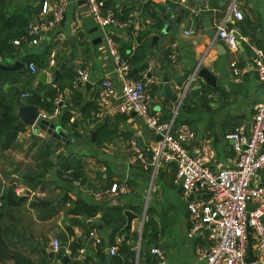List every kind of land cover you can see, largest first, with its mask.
Here are the masks:
<instances>
[{
  "label": "crops",
  "instance_id": "obj_1",
  "mask_svg": "<svg viewBox=\"0 0 264 264\" xmlns=\"http://www.w3.org/2000/svg\"><path fill=\"white\" fill-rule=\"evenodd\" d=\"M40 1L0 0V41L16 34L1 44L0 63H24L12 72L0 70V98L15 111L17 105L31 101V92H35L37 102L32 103L40 113L49 114L52 111L39 103L49 101L48 94L54 91V108V99L61 94L60 113L48 121L66 128L70 137L68 143L52 138L47 144L50 136L41 128V119L36 128L44 138L36 132L32 136L35 128L25 127L7 149L15 159L4 170L5 176H0V193L13 186L25 199L5 208L4 238L14 254L0 264H65L63 256L70 264H157L153 247L163 252L166 264H199L207 234L202 229L190 235L187 206L204 201L207 193L195 189L184 194L175 182L173 163H161L154 171L139 159L133 160L130 140H135L147 162L146 148L159 137L138 115L116 110L121 100L120 80L105 36L115 41L120 56L130 65L131 77L140 78L143 73L152 77L150 113L170 121L172 132H193L187 148L201 155L211 169L233 167L235 154L225 136L240 124L248 127L254 106L264 97V82L252 69V52L246 43L240 42L233 52L215 33L209 38L203 27L207 17L216 30L232 0H104L120 20L128 22L123 27H102L94 21L86 0H67L60 23L31 44L28 26L36 19ZM236 1L242 18L235 19L230 13L227 27L235 30L238 39L245 36L264 50V0ZM181 8V20L175 23ZM166 24L170 29L162 33ZM186 30L194 32L186 34ZM19 38L20 44H13ZM28 62L35 64V73L29 71ZM232 62L244 69L241 75H233ZM82 68L89 72L88 91L84 82L71 84ZM56 70L59 77L54 81ZM200 70L214 77L213 85L199 75ZM14 72L20 75H10ZM42 72L46 84H37ZM164 73L177 94L176 101L162 90ZM105 76L111 78L116 98L101 106L96 92ZM184 85L188 87L182 96ZM70 105L71 117L63 124L61 117ZM36 138L45 141L37 143ZM62 153L68 158L61 159ZM262 182L264 167L253 184ZM112 183L125 184L128 190L103 193ZM124 209L136 214L128 230ZM91 230L100 237L99 243L89 236ZM53 238L58 240L57 250L52 248ZM113 245L117 252L110 255ZM49 248L55 252L53 257L46 251Z\"/></svg>",
  "mask_w": 264,
  "mask_h": 264
},
{
  "label": "built area",
  "instance_id": "obj_2",
  "mask_svg": "<svg viewBox=\"0 0 264 264\" xmlns=\"http://www.w3.org/2000/svg\"><path fill=\"white\" fill-rule=\"evenodd\" d=\"M89 11L94 21L104 27L114 25L123 27L127 21L120 20L116 12L105 4L104 0H86ZM67 0H41L39 11L35 21L28 26V33L32 36L29 41L36 44L43 32L54 27L62 20ZM230 13L235 19L242 18L237 1L232 0L227 14L216 25L215 38L223 40L233 52L238 50L240 42L246 43L251 50V65L258 80L264 82V50L242 36L238 39L234 29L228 28L226 22ZM194 31L186 30V34ZM22 39L13 40V44L19 45ZM105 44L108 53L113 59L114 70L120 80L121 100L116 106L120 113L135 112L159 139L146 148L149 160L140 152L135 140L129 141L130 152L133 160L139 159L144 165L150 166L154 171L161 163H173L175 166V182H178L184 194L195 189H201L207 193L204 201H194L188 204L192 226L190 235L204 229L207 234L208 244L199 250V264H264V182L253 184L254 178L264 167V97L254 106V113L248 127L244 124L236 126L226 134L231 142L232 151L235 154V165L229 168L213 170L206 165L201 155L192 154L188 148V142L193 138V132H172L171 122L163 121L155 113H150L148 100L153 84L151 76L143 73L140 78L130 76V65L120 56L115 41L105 36ZM54 54L52 53V57ZM53 63V60H50ZM233 75L242 74L243 68L234 62L231 64ZM28 69L35 73L37 68L33 62H28ZM87 68L78 69L72 79V86H78L88 80ZM53 86H55L53 84ZM188 85H184L182 96ZM27 96V94H24ZM116 98V91L109 76H105L96 92V100L101 106H107ZM62 96L58 94L54 99L55 107L52 112L40 113L31 128H36L41 119L53 120L62 107ZM41 138L45 134L36 131ZM117 188V190H116ZM125 184L118 186L112 183L110 188L103 193L126 192ZM251 228L254 239L253 249L257 255L254 263H247L246 243L247 230ZM89 236L96 242L100 237L95 230L89 232ZM52 248L58 249V240L52 239ZM116 246L109 247L110 255H115ZM156 255L157 264H166L163 252L157 248H151Z\"/></svg>",
  "mask_w": 264,
  "mask_h": 264
},
{
  "label": "water",
  "instance_id": "obj_3",
  "mask_svg": "<svg viewBox=\"0 0 264 264\" xmlns=\"http://www.w3.org/2000/svg\"><path fill=\"white\" fill-rule=\"evenodd\" d=\"M184 5H186V2L184 3ZM183 12H184V9L181 8L179 10V14L176 16L175 23L180 22ZM165 18H166V16H165ZM203 27L205 28V31H206V34L208 35V37L211 38L214 35L215 30L210 27V24H209L207 17H205L203 19ZM169 29H170V24H166L162 30V33H167ZM156 38H157L156 35L153 36L152 37L153 41ZM23 65H24V63L20 60H15L12 64L0 63V70L12 72V71H15L17 69H21L23 67ZM62 66H64V63L62 64ZM164 75H165V73H164ZM164 75L161 78V82H163L162 90L172 101H176L177 94H176V92L171 90V87L169 85L168 76H166V75L164 76ZM199 75H201L202 78L208 82V84H210V85L214 84V77L209 72H207L206 70H200ZM58 77H59V71L56 70L54 73V79L53 80L56 81L58 79ZM36 83L37 84H46V73L45 72H42L39 75ZM90 85H91V83L89 81H85L83 83V86H84L86 91L89 90ZM135 114H136L135 112H131V115H135ZM5 115H6L5 112L1 113V116L5 117ZM15 115L25 127L31 128L33 126V124L35 123L38 115H39V110H38L37 106L32 103V101H28L27 103L19 104L16 106ZM40 126L50 136V138L47 139V144L52 142V138L60 139L62 141L66 140L65 141L66 143L69 142L68 139H66V138L70 137V132L66 128L61 127V125H59V124L55 125L53 122H49L46 119H42ZM86 130H88V128H86ZM36 131H37V128L34 129V133H32V136L35 135ZM262 147H264V143H263ZM122 214L126 217V224L124 227H125V229L128 230L131 228V220L136 217V214H134L132 211H130L128 209H124L122 211ZM119 223L123 224V221H120ZM246 230H247V243H246L245 260L247 263H254L257 260V255L255 254L254 249H253L254 239L251 235V228L249 226H247ZM132 243L135 246L137 245V244H135L136 242H132ZM46 251L48 252V254L51 257H53L55 255V252L52 248H49ZM61 260L65 264H70V263H68V257L67 256H63Z\"/></svg>",
  "mask_w": 264,
  "mask_h": 264
},
{
  "label": "trees",
  "instance_id": "obj_4",
  "mask_svg": "<svg viewBox=\"0 0 264 264\" xmlns=\"http://www.w3.org/2000/svg\"><path fill=\"white\" fill-rule=\"evenodd\" d=\"M16 34H8L6 35L3 39L0 41V46L1 44H6L7 41L13 39ZM133 75V74H132ZM35 92H31V97L28 100L31 101H36L35 97ZM49 96V101L45 102H38L46 111L50 112L53 109L52 105V99L55 96V92L52 91L48 94ZM37 102V101H36ZM72 106H68L67 109L64 111L61 121L63 124L65 122H68L71 113L70 109ZM5 112L6 115L5 117L1 116V113ZM73 125H76V122H73ZM25 131V126L19 121V119L15 115L14 108L12 107L11 104H4L2 99L0 98V149L1 150H7L11 146L15 144L17 135L19 132ZM77 135V134H76ZM61 159H67L68 156L65 154L60 155ZM25 198L20 197L15 193V190L12 187H9L5 192L0 193V262L5 261L7 258L11 257L10 255L14 252L11 251L5 241L4 234V226L2 224L4 218H5V208L12 205H19L20 203L23 202ZM132 254V253H131ZM15 257L14 255H12Z\"/></svg>",
  "mask_w": 264,
  "mask_h": 264
},
{
  "label": "rangeland",
  "instance_id": "obj_5",
  "mask_svg": "<svg viewBox=\"0 0 264 264\" xmlns=\"http://www.w3.org/2000/svg\"><path fill=\"white\" fill-rule=\"evenodd\" d=\"M57 52V51H56ZM44 60H42V63H46V61H48V56H45V58H43ZM43 64V65H44ZM23 72H25V71H23ZM22 71H21V74L23 73ZM19 73V72H18ZM17 72L15 73H11L10 75H12V76H15V77H18V75H20V74H18ZM19 87V86H18ZM17 87V88H18ZM44 141L45 140H42V139H40V138H36L35 139V142H37V143H44ZM0 176H5V173H4V170H9L10 168H11V166H12V163L10 164V161H13L15 158H14V156L13 155H11V152L9 151V150H6V151H1L0 150ZM11 158H13V159H11ZM4 166H6L7 168H5ZM5 168V169H4Z\"/></svg>",
  "mask_w": 264,
  "mask_h": 264
}]
</instances>
